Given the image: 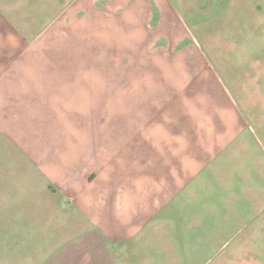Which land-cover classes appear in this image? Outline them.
Instances as JSON below:
<instances>
[{
    "label": "crops",
    "instance_id": "obj_1",
    "mask_svg": "<svg viewBox=\"0 0 264 264\" xmlns=\"http://www.w3.org/2000/svg\"><path fill=\"white\" fill-rule=\"evenodd\" d=\"M262 8L0 0V264H212L263 247L264 70L241 107L196 47L198 25L253 38ZM113 54L138 57L119 80L97 64Z\"/></svg>",
    "mask_w": 264,
    "mask_h": 264
},
{
    "label": "rangeland",
    "instance_id": "obj_2",
    "mask_svg": "<svg viewBox=\"0 0 264 264\" xmlns=\"http://www.w3.org/2000/svg\"><path fill=\"white\" fill-rule=\"evenodd\" d=\"M248 7L246 5L245 10L248 15ZM258 20L260 23L256 24V34H253V38H247L249 26L248 24H241V35L246 36L243 39L230 38L233 36L234 30H238V25L233 23L228 24H209V25H198L203 32L202 35L208 36L206 39H198V44L196 47H200L204 54L203 63L209 64L210 67H213L219 70L218 74L222 76L225 80V84L228 87V91L231 93L232 101L235 97L238 104L242 107V102L238 99L240 96L248 98L249 97V84L248 78L251 71L261 70V74L264 70V9L262 8L258 11ZM254 26V25H253ZM194 28V27H193ZM254 31V30H253ZM200 32V30H198ZM196 35H201L200 33ZM119 43H124V41H118ZM115 43V41H114ZM194 45V43H193ZM153 46V45H152ZM180 46V45H178ZM112 50V49H111ZM116 52V50H112ZM241 51L244 56H239L238 53ZM138 57L134 55H129L128 58L126 56H121L120 54L113 55H98L97 56V64L98 67L106 65L108 72L110 71L113 80H119L121 78V68L125 65L129 64L136 65L138 63ZM144 61L143 57H139V59ZM158 62L161 64L172 63L173 59H178V57H157ZM205 60V61H204ZM193 65L198 62V58L191 61ZM216 74V72H213ZM263 75V74H262ZM181 77L176 75V80H180ZM210 78V77H209ZM204 79V73L201 72L198 68H193V71L190 72L184 81H192L200 82V80ZM212 79V78H210ZM242 82L244 86H242V93L238 91L234 87L236 82ZM258 95L260 94V89L256 88ZM229 97V96H228ZM230 98V97H229ZM244 98V99H245ZM231 99V98H230ZM247 101V100H246ZM249 102V101H248ZM264 146V144L262 143ZM262 146L261 153L264 154V147ZM257 158L262 160L263 157L260 151H257ZM116 155H120V151L116 153ZM54 190V189H53ZM264 220V210L262 213H259L258 219ZM258 237L262 238L264 243V231L258 233ZM10 247L9 245H7ZM14 247V246H13ZM9 249V248H7ZM15 249V247H14ZM230 251L231 255L228 256L227 252ZM233 255H238V257H233ZM212 264H264V246L253 248V247H241L237 249H226V256L224 258V262L212 263Z\"/></svg>",
    "mask_w": 264,
    "mask_h": 264
}]
</instances>
